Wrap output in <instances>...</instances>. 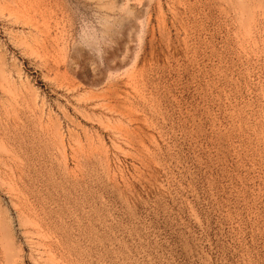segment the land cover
I'll return each instance as SVG.
<instances>
[{
    "label": "rangeland",
    "instance_id": "rangeland-1",
    "mask_svg": "<svg viewBox=\"0 0 264 264\" xmlns=\"http://www.w3.org/2000/svg\"><path fill=\"white\" fill-rule=\"evenodd\" d=\"M0 264H264V0H0Z\"/></svg>",
    "mask_w": 264,
    "mask_h": 264
}]
</instances>
